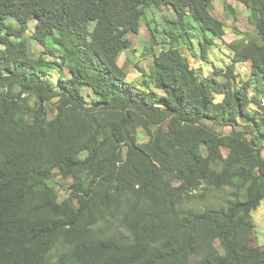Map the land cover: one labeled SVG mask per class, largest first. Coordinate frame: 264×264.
I'll return each instance as SVG.
<instances>
[{
    "label": "trees",
    "instance_id": "16d2710c",
    "mask_svg": "<svg viewBox=\"0 0 264 264\" xmlns=\"http://www.w3.org/2000/svg\"><path fill=\"white\" fill-rule=\"evenodd\" d=\"M214 1L0 0V264H264V0H240L260 41L229 44L231 64L209 75L182 40L191 19L206 63L225 36ZM150 8L167 30L137 84L119 59ZM28 36L52 39L54 60ZM225 189L222 205L193 207Z\"/></svg>",
    "mask_w": 264,
    "mask_h": 264
},
{
    "label": "rangeland",
    "instance_id": "374dc122",
    "mask_svg": "<svg viewBox=\"0 0 264 264\" xmlns=\"http://www.w3.org/2000/svg\"><path fill=\"white\" fill-rule=\"evenodd\" d=\"M232 5L237 12V20L235 21L233 15L227 12L224 8V3ZM189 13H192L190 6L186 7ZM213 16L222 21L225 25V36L221 41H218L216 45L212 46L209 50V56L206 63L201 62L196 56H199V44L203 41V35L195 22L191 19L188 20L189 38L182 40V45L185 49V57L196 66L204 67L207 74L211 75L213 67L219 69H225L231 64L230 50L228 45L233 43H247L250 41L259 42V37L256 33L254 25L250 22L251 11L247 9L240 0H215L211 9ZM164 11H160L154 8L147 10L146 15L142 19L141 31L138 35H130L129 38L132 41V46L128 51H125L119 59L120 66H123L128 72L127 80L129 82L141 84L143 83V75L140 71L149 73L153 65V56L161 52L162 47L155 44L152 39V32L158 36V42L161 43L165 38V30H167V24L164 21ZM36 23L31 20L30 30H35ZM151 28V29H149ZM29 43L32 48L33 54L38 57L41 53L46 52V57L50 60H54L50 56L51 50H54V42L49 39L45 46L37 43L32 36H28ZM152 49V50H151ZM250 64H238L236 65V75L238 80H247L250 76ZM140 70V71H139ZM49 79L56 83L60 77V73L56 69H51L47 74ZM67 78V74L65 75ZM48 115L50 118H54L56 115V109L53 105L48 104ZM239 124L243 128L246 122L243 119H239ZM242 128H239L242 130ZM139 143H145L148 141V136L145 131L140 130L138 132ZM224 155H227L228 151L223 149ZM69 182L62 179H56L55 182H50L51 186H54L59 200L63 201L69 196ZM231 189H225L223 191H212L210 197L204 201H197L193 204V207L199 210H203L206 207L220 206L226 199H231ZM76 206L75 201H72ZM252 220L255 224L256 234L254 236V244L264 247V201L260 207L253 211Z\"/></svg>",
    "mask_w": 264,
    "mask_h": 264
}]
</instances>
